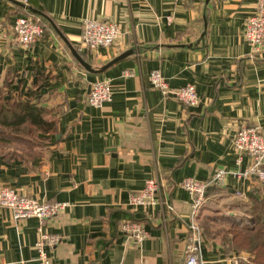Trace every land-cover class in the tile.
<instances>
[{
	"label": "crops",
	"instance_id": "crops-1",
	"mask_svg": "<svg viewBox=\"0 0 264 264\" xmlns=\"http://www.w3.org/2000/svg\"><path fill=\"white\" fill-rule=\"evenodd\" d=\"M257 1L0 0V87L8 74L17 76L16 91L36 92L57 121L56 133L42 135L40 161L6 162L0 154V188L68 203L44 223L36 217L13 222L0 207V264H41V231L60 237L43 248L50 264H184L195 220L205 264L251 263L253 255L209 236L207 227L252 225L244 209L264 202V182L243 175L252 160L234 145L242 126L264 136V45L254 54L245 38ZM26 17L41 21L46 32L24 49L13 27ZM88 19L118 23L116 44L85 47ZM70 46L86 56L92 72ZM155 70L172 90L194 85L199 103L186 106L164 95L150 80ZM99 80L113 84L112 102L100 109L87 100ZM219 169L228 174L208 189L194 220L192 197L181 183L208 182ZM155 179L165 186L156 206L130 205V196ZM242 213L240 222L235 215ZM210 214L232 216L218 221ZM202 218L211 222L201 224ZM126 222L143 226V243L128 238Z\"/></svg>",
	"mask_w": 264,
	"mask_h": 264
},
{
	"label": "built area",
	"instance_id": "built-area-1",
	"mask_svg": "<svg viewBox=\"0 0 264 264\" xmlns=\"http://www.w3.org/2000/svg\"><path fill=\"white\" fill-rule=\"evenodd\" d=\"M28 2L29 0H23L24 4ZM256 6V12L247 20L245 28V38L250 43L254 54H257L264 45V0H258ZM13 31H15L14 41L24 49H27L44 34L40 22L32 17L17 19ZM120 34L121 28L116 22L88 19L83 24L81 42L90 51H96L100 47L111 48L116 44ZM124 75L129 77L131 73L125 72ZM150 80L153 86L162 91L164 95H172L186 106H195L199 103L196 87L192 84L178 90H172L167 80L164 79L158 70L152 72ZM112 97V82L109 80H99L91 84L87 100L92 107L100 109L106 103L112 102ZM238 131L234 140L235 148L239 153L244 152L249 155L252 160L250 168L243 175L256 177L259 181L264 182V136L255 127L242 126ZM227 174L226 170L219 169L208 182H200L191 177L182 181V188L189 193L193 200L192 215L194 220L205 205L208 189L223 182ZM232 174L240 176L236 172H232ZM164 187L158 179L149 180L141 191L130 196L129 204L134 207L156 206L158 203L157 197L163 194ZM0 207L10 210L13 222H21L36 217L41 223H44L46 220L65 211L68 203L41 202L36 198L25 196L17 190L4 187L0 188ZM193 228L195 232L187 245L184 264H205L200 249L202 241L201 232L199 230V223L196 220L194 221ZM122 230L129 239L136 240L138 244L143 243L147 237L146 230L140 223L126 222L122 225ZM59 241V236H48L43 231L40 232L37 247L41 252V264L51 263L43 253L44 246L46 244L51 246ZM237 262L236 260L235 263Z\"/></svg>",
	"mask_w": 264,
	"mask_h": 264
},
{
	"label": "trees",
	"instance_id": "trees-1",
	"mask_svg": "<svg viewBox=\"0 0 264 264\" xmlns=\"http://www.w3.org/2000/svg\"><path fill=\"white\" fill-rule=\"evenodd\" d=\"M40 25L45 33V24L40 21ZM83 58L87 59L84 55ZM21 83L10 73L0 87V154L6 162L22 158L36 163L43 157L40 150L46 140L42 135L56 133L57 121L48 117L50 110L40 106L36 92L16 91L15 85L19 84L20 88ZM245 214L252 225L243 227L233 223L225 231L207 227V233L221 235L239 253L253 255L250 264H264V202L246 207Z\"/></svg>",
	"mask_w": 264,
	"mask_h": 264
},
{
	"label": "water",
	"instance_id": "water-1",
	"mask_svg": "<svg viewBox=\"0 0 264 264\" xmlns=\"http://www.w3.org/2000/svg\"><path fill=\"white\" fill-rule=\"evenodd\" d=\"M70 47H71V46H70ZM71 49H72V51H73L74 56H75L76 59L78 60V62H79L80 64H83L84 67H85L88 71L92 72L93 70H92L90 64L86 63V62L84 61V59L82 58V56L79 55V53H78L73 47H71ZM133 52H134V51H133ZM133 52L130 51V52H127V53H125V54H122L121 56L117 57V58H116L111 64H115L116 61H118V60H120V59H122V58H124V57H126V56H129V55L133 54ZM90 89H91V87H90Z\"/></svg>",
	"mask_w": 264,
	"mask_h": 264
},
{
	"label": "rangeland",
	"instance_id": "rangeland-1",
	"mask_svg": "<svg viewBox=\"0 0 264 264\" xmlns=\"http://www.w3.org/2000/svg\"><path fill=\"white\" fill-rule=\"evenodd\" d=\"M202 208H203V207H202ZM201 210H202V209H201ZM244 211H245V209H244ZM242 214H243V213H242ZM242 214H241V215H242ZM210 215H211V214H210ZM241 215H240V216H239V215H235V216H236L237 219L240 220V222H243V220H245V219H244V214L242 215V217H241ZM211 216H213V217H211L212 219L209 217V219H211V220H213V219H214V220H218V219H219V220H221V221H224V220H227V217H228V216H232V215H231V214H229V215H224V214H216V215H214V214H212ZM214 217H215V218H214ZM200 220H201V219H200ZM202 220H203V221H201V222H202L201 224H203V222L208 223V220H207L206 218H202ZM219 220H218V221H219ZM246 220H247V219H246ZM246 224H248V223L246 222ZM219 230H221V231H222V230L225 231L224 228H223V229H219ZM244 257H245V256H244ZM252 260H253V259H252Z\"/></svg>",
	"mask_w": 264,
	"mask_h": 264
}]
</instances>
